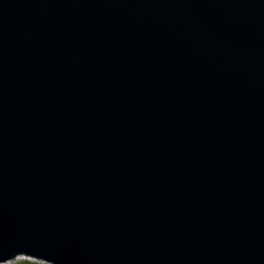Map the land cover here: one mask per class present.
Wrapping results in <instances>:
<instances>
[{"label": "water", "instance_id": "obj_1", "mask_svg": "<svg viewBox=\"0 0 264 264\" xmlns=\"http://www.w3.org/2000/svg\"><path fill=\"white\" fill-rule=\"evenodd\" d=\"M264 264V0H0V261Z\"/></svg>", "mask_w": 264, "mask_h": 264}, {"label": "rangeland", "instance_id": "obj_2", "mask_svg": "<svg viewBox=\"0 0 264 264\" xmlns=\"http://www.w3.org/2000/svg\"><path fill=\"white\" fill-rule=\"evenodd\" d=\"M35 257V256H34ZM0 264H53L41 258H33V256L25 253H17L15 256L0 261Z\"/></svg>", "mask_w": 264, "mask_h": 264}, {"label": "bare ground", "instance_id": "obj_3", "mask_svg": "<svg viewBox=\"0 0 264 264\" xmlns=\"http://www.w3.org/2000/svg\"><path fill=\"white\" fill-rule=\"evenodd\" d=\"M33 258H35V257L33 256Z\"/></svg>", "mask_w": 264, "mask_h": 264}]
</instances>
